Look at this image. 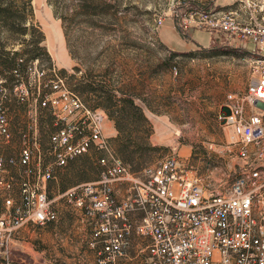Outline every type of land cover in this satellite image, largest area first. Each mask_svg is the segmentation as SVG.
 Returning <instances> with one entry per match:
<instances>
[{"label":"rangeland","instance_id":"374dc122","mask_svg":"<svg viewBox=\"0 0 264 264\" xmlns=\"http://www.w3.org/2000/svg\"><path fill=\"white\" fill-rule=\"evenodd\" d=\"M5 1L12 2L13 13L24 9L29 30L20 34L14 16L6 21L0 16V46L10 56L20 51L17 58L27 64L19 80L0 64V107L9 116L12 129L10 142L0 138V153L18 155L23 136L31 129L36 139L35 165L52 167L51 136L61 123L50 109L40 107V97L51 92L44 90L45 84L59 77L86 105L102 111V140L108 139L121 158L116 157L131 172H142L146 166L176 155L181 168L199 176L208 190L230 184L239 168L237 136L219 116L227 93L246 87L253 57H257L256 45L197 29H189L186 37L172 17L175 10L185 11L192 5L206 8L229 1ZM159 17L165 18L161 26L157 25ZM24 39L30 43H22ZM90 83L106 85L110 93L92 92ZM124 93L135 98L138 109L127 105L122 110L119 100ZM109 94L117 102L106 98ZM56 107L60 115H67L62 102ZM92 149L79 162L69 161L66 168L73 172L62 179L70 189L100 177L98 160L107 155ZM53 167L54 179H59L65 167ZM11 170L16 174V167ZM52 179L48 187L55 185ZM130 185V181L116 184L120 198L128 194ZM32 225L24 224L14 237L25 235L17 246L21 254L30 253L26 232ZM136 241L129 256L118 264H143ZM37 242L43 243L41 237Z\"/></svg>","mask_w":264,"mask_h":264},{"label":"built area","instance_id":"2783aa9c","mask_svg":"<svg viewBox=\"0 0 264 264\" xmlns=\"http://www.w3.org/2000/svg\"><path fill=\"white\" fill-rule=\"evenodd\" d=\"M223 1L229 3L175 10L172 17L179 30L197 29L256 45L246 87L227 93L219 116L237 136L239 168L230 184L208 190L199 176L181 168L176 155L142 172H131L108 139L102 140V111L86 105L64 79H50L44 90L51 92L42 94L40 106L50 109L61 123L51 136L52 167L35 165L31 129L25 132L18 155L0 153L4 264H12L11 243L24 224L44 226L59 219L48 193L47 183L55 178L53 165L65 167L92 148L107 155L98 160L100 177L69 189L66 195L94 218L90 246L97 264H118L129 256L134 240L143 264H264V0ZM164 21L159 17L157 25ZM60 102L66 116L56 112ZM71 114L77 116L70 120ZM0 138L12 140L11 120L3 107ZM11 167H16V174ZM128 181V194L120 198L116 184Z\"/></svg>","mask_w":264,"mask_h":264},{"label":"crops","instance_id":"0c3cea01","mask_svg":"<svg viewBox=\"0 0 264 264\" xmlns=\"http://www.w3.org/2000/svg\"><path fill=\"white\" fill-rule=\"evenodd\" d=\"M80 160L76 157L71 162ZM71 171L73 172L71 167H65L60 178L54 179L55 185L49 184L48 187L49 196L59 212V219L44 226L31 224L26 232L31 244L29 254H21L20 248L17 247L25 235L20 233L16 236L11 252L12 264H97L95 251L90 246L94 218L86 216L84 210L72 203L66 195L70 187L62 177ZM98 176L99 174L97 178ZM38 237H41L42 244L37 242ZM32 246L34 250L31 249ZM0 264H4L2 255Z\"/></svg>","mask_w":264,"mask_h":264},{"label":"trees","instance_id":"16d2710c","mask_svg":"<svg viewBox=\"0 0 264 264\" xmlns=\"http://www.w3.org/2000/svg\"><path fill=\"white\" fill-rule=\"evenodd\" d=\"M12 7H13L12 6V2H8V1H5V0H0V16L3 17V19L5 21L8 20V19H10V18H12V16H14L13 19L14 20L17 19L16 21H19V23H18V25H16V28L15 29L18 30V32L20 34H25L29 30V27L27 25H25V15H26L25 14V11H24V9H19V11L17 13H13L12 12ZM191 7H193V5ZM210 7H212V4L210 6H208V7H206V8H210ZM179 31L183 35H185L186 37L189 36L187 34V32L182 31V30H179ZM22 43H24V44L27 45L30 42H28L27 39H24L22 41ZM34 49L40 50L41 48L40 47H35ZM10 54H11V52H6L5 53V51L0 46V64L3 65V66H5L7 69L12 70V72L14 73V76L16 77V79L17 78H18V80L19 79H22V73H23L24 68L26 67L27 64L24 62V59L23 58H17L18 55H21V52L20 51H18V50L13 51V53H12L13 55L12 56H10ZM36 57H37V55H33V58H36ZM15 71H17V72H15ZM90 85L91 86L89 87V89L92 92H98V91L102 92L103 91L102 92V94H103L104 91H107L108 93H110V91L107 89L108 87L106 85H99V84L95 85L93 83H90ZM106 98H108L109 100L116 101V100H114L115 95H112V94H109L108 97H106ZM119 101L120 102H123L122 110H125L126 107H127V105L132 106L135 109H138L137 108V105H135V98L133 96H131V95H128L127 93L126 94L124 93V96L121 97V99ZM115 105H117V104H115ZM42 108L49 110L48 108H45V107H42ZM115 154L117 156H119L117 154L116 150H115ZM81 156L82 155H80L78 157H81ZM65 167H67V166H65ZM99 173H100V171H99ZM63 185L65 186L66 184H63Z\"/></svg>","mask_w":264,"mask_h":264},{"label":"bare ground","instance_id":"6f19581e","mask_svg":"<svg viewBox=\"0 0 264 264\" xmlns=\"http://www.w3.org/2000/svg\"><path fill=\"white\" fill-rule=\"evenodd\" d=\"M41 107V106H40Z\"/></svg>","mask_w":264,"mask_h":264}]
</instances>
